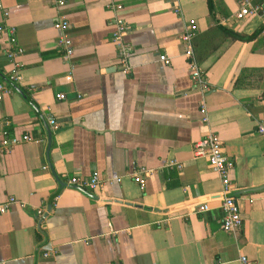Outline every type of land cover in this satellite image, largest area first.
Masks as SVG:
<instances>
[{"label": "crops", "instance_id": "0c3cea01", "mask_svg": "<svg viewBox=\"0 0 264 264\" xmlns=\"http://www.w3.org/2000/svg\"><path fill=\"white\" fill-rule=\"evenodd\" d=\"M58 1L2 0L0 26L15 29L24 53L23 80L12 86L8 37L0 39V82L14 90L0 101V142L4 131L35 140L0 155V204L15 197L26 205L0 215V264H241L243 255L264 264V21L238 20L242 0H212L213 10L207 0H117L134 47L124 73L110 0ZM62 18L69 62L54 27ZM191 22L210 86L208 124L182 41ZM210 132L234 162L236 236L222 227L220 177L194 155ZM144 169L152 175L142 190L134 175ZM94 171L122 180L97 191L70 187ZM203 203L210 210L194 213Z\"/></svg>", "mask_w": 264, "mask_h": 264}, {"label": "built area", "instance_id": "2783aa9c", "mask_svg": "<svg viewBox=\"0 0 264 264\" xmlns=\"http://www.w3.org/2000/svg\"><path fill=\"white\" fill-rule=\"evenodd\" d=\"M174 3H178V0H170ZM59 7L65 6L64 0L57 2ZM2 0H0V10L3 9ZM108 9L114 14L113 24V43L118 51V59L120 68L124 73H129V59L134 52V47L126 40L129 33V27L123 16L124 6L117 0H110ZM176 13L181 14L179 6L175 8ZM238 20H243L246 17H259L264 21V3H251L249 0H242L240 3V10L236 13ZM55 29L62 34L59 38V45L64 51V59L71 61L74 55L73 43L67 34L70 28V23L62 18L54 25ZM198 32V26L195 22H191L186 26L182 35V41L186 45L185 56L188 58L191 64V77L197 90L202 94L203 100L201 104V113L203 115L202 122L208 124V109L205 103V96L210 91V86L206 75L201 70L194 53V39ZM8 37V48L6 56L12 65L11 74L9 76V82L18 85L22 82V64L20 58L24 51L18 46L16 31L13 28H7L6 26H0V39L3 36ZM161 60L169 63L166 57H161ZM68 81L72 79V75L69 74L66 78ZM14 92L13 88L6 82H0V101L10 96ZM66 95L61 93L58 95V100H66ZM80 98V96H79ZM49 122L51 125H55L56 121L50 117ZM258 132L264 135V124L260 123L258 126ZM31 136L24 135L17 137L11 135L8 131L3 132V138L0 142V155L10 153L13 147L22 143L34 141ZM40 142V141H39ZM194 155L196 158H205L209 162V167L215 172L221 179L222 183V202L220 209L222 211V227L224 232L236 236L243 228V218L241 215L240 207L237 202V198L233 193L234 183L231 178V172L234 169V162L225 154L224 146L218 135L210 132L201 141H199L194 147ZM169 167H176L181 170L183 165L175 160H172L168 164ZM44 169H48L46 165ZM152 175V171L142 170L134 175L135 181L144 190L146 187V179ZM121 178L103 179L98 171H94L89 177L74 176L69 180V185L72 188L80 190L97 191L102 190L105 186H111L114 183H120ZM25 207V203L10 197L5 202L0 204V215L9 211L12 206ZM210 210V206L206 203L199 204L195 207L194 213H204ZM37 216L42 220L45 218V210L40 208L37 210ZM48 256V255H46ZM241 264H255L247 256L240 257Z\"/></svg>", "mask_w": 264, "mask_h": 264}, {"label": "trees", "instance_id": "16d2710c", "mask_svg": "<svg viewBox=\"0 0 264 264\" xmlns=\"http://www.w3.org/2000/svg\"><path fill=\"white\" fill-rule=\"evenodd\" d=\"M207 2H208V5H209L210 10H213V8H214L213 1H212V0H207ZM225 34L228 35V36H232V37L235 38V39L245 40V37H243V36H238V35H236V34H235L234 32H232V31H225Z\"/></svg>", "mask_w": 264, "mask_h": 264}, {"label": "water", "instance_id": "95a60500", "mask_svg": "<svg viewBox=\"0 0 264 264\" xmlns=\"http://www.w3.org/2000/svg\"><path fill=\"white\" fill-rule=\"evenodd\" d=\"M10 83V82H9ZM12 86H16V85H14V84H12V83H10Z\"/></svg>", "mask_w": 264, "mask_h": 264}]
</instances>
